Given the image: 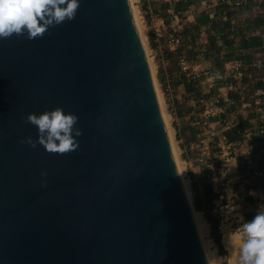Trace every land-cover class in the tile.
<instances>
[{
  "label": "water",
  "instance_id": "obj_1",
  "mask_svg": "<svg viewBox=\"0 0 264 264\" xmlns=\"http://www.w3.org/2000/svg\"><path fill=\"white\" fill-rule=\"evenodd\" d=\"M56 106L75 154L21 143ZM0 264H206L129 0L0 39Z\"/></svg>",
  "mask_w": 264,
  "mask_h": 264
},
{
  "label": "crops",
  "instance_id": "obj_2",
  "mask_svg": "<svg viewBox=\"0 0 264 264\" xmlns=\"http://www.w3.org/2000/svg\"><path fill=\"white\" fill-rule=\"evenodd\" d=\"M171 1L173 2L136 0V4L142 15L159 83L168 91L164 100L172 121L180 158L186 168L194 204L202 217L209 218L208 221L205 219V222L208 224L215 222L213 207L235 195L239 198L242 215L234 219L231 225L238 226L243 221L251 219L258 207L264 204L262 175L258 172V175L252 176V169L256 171L257 161L264 156V104L254 95L256 90H264V67L257 74L248 70L241 80L231 76L228 70L236 61L254 57L249 48L264 53V43L246 38L243 33L250 28L251 22L243 14H240L239 18L234 12L232 14L231 7L227 6L224 0H189L188 8L180 15L174 14ZM177 16L184 20L182 50L190 49L192 35L198 37L197 45H204L208 37H214L219 50L217 57L213 55L210 59H204L200 45L197 58L192 61L196 67H205L209 64L203 74L210 75L215 81L208 85L207 91L209 98L216 97L214 111L218 118L216 122L221 126V134L212 133L211 138L205 136L206 133L200 126L201 121L196 113L195 97L186 88L187 80L190 78L187 71H182L178 63L180 51H171L162 42L157 43L154 40L152 28L161 26L167 32H173V22H177ZM222 21L227 23L225 29H221ZM211 26L215 28L211 29ZM221 33L225 34L226 42L220 38ZM215 62L220 63V67L216 68ZM228 93H236L239 102L233 104L228 98ZM218 100H222L224 104L218 105ZM240 122L246 124L242 141L226 142L223 131ZM221 144L228 151L227 154H230L224 161L228 162V169L215 173L214 165L219 169L218 166L223 161L220 162V159L216 158L213 149H219ZM201 152L205 153L207 162L212 164L209 180L205 178V166L196 162ZM235 164L236 166L232 167ZM204 185L211 190L209 197L203 192ZM217 226L216 222V228Z\"/></svg>",
  "mask_w": 264,
  "mask_h": 264
},
{
  "label": "clouds",
  "instance_id": "obj_3",
  "mask_svg": "<svg viewBox=\"0 0 264 264\" xmlns=\"http://www.w3.org/2000/svg\"><path fill=\"white\" fill-rule=\"evenodd\" d=\"M79 4L80 0H0V39L13 34L30 40L40 37L50 27L72 20ZM25 119L35 126L36 137H26L21 143L32 148L40 145L46 152L64 156L79 150L81 133L76 131L78 117L72 112L56 106L39 113L29 112ZM233 201L222 209L225 216L234 211ZM226 247L234 251L228 264H264V204L251 219L227 233ZM214 260L223 264L222 257Z\"/></svg>",
  "mask_w": 264,
  "mask_h": 264
},
{
  "label": "rangeland",
  "instance_id": "obj_4",
  "mask_svg": "<svg viewBox=\"0 0 264 264\" xmlns=\"http://www.w3.org/2000/svg\"><path fill=\"white\" fill-rule=\"evenodd\" d=\"M174 1V0H173ZM172 2V1H171ZM132 7H133V12L134 15L136 16V21L139 27V31H140V35L142 37V42L146 51V58H148L150 67L152 69L153 72V78H154V84L156 86L157 89V94L160 98V104H162L163 107V111H164V119H165V126L168 129V133L170 135L171 138V142H172V146L174 147V150L176 152V159H177V163H178V167L180 168L181 172H182V178L184 180L185 186H186V196L189 200V204H190V208L191 210L194 212L196 221L198 222V224L201 226L202 231H203V236L202 239L204 240V242L207 245V249L208 251L211 253V255L213 256V258H217V257H222L223 259V264H228V260L230 259V253L229 250L226 247V236L227 233L229 231H231L232 229H234L235 225H231L230 227L227 225H223L220 228V232H219V222L217 220V218L214 215L215 218V222H211L210 224H208V222H205V219L208 221V216L206 218L202 217L199 214V209L196 208L195 204H194V200H193V194H192V190H191V186L189 184L188 178H187V173H186V168L180 158V154H179V150L177 147V143L175 140V134H174V130H173V125H172V121L171 118L169 116V112L166 108L165 105V96L168 93L166 88H162L159 80H158V76H157V71H156V66H155V62L153 60L152 54L150 52L149 49V44H148V40H147V33L145 30V26L142 20V15L141 13L138 11L137 8V4H136V0H132ZM184 20H182L181 17L177 16V22H173V32H176L180 38H181V45L179 47V49L177 48V51L179 52V54L181 56H183L182 58L189 60L187 64H189V69L187 71L188 73V77L193 80L196 81L199 93L202 95H208V85L213 84L215 81L214 79H211L210 75H206L203 74L204 71H206L208 68L207 64L205 67L200 66V67H196V64H193L192 61L189 59L190 56H188V51L189 49H181V46L183 44V23ZM225 70V69H224ZM223 70V72H224ZM214 98L216 97H212V98H208V99H202L200 101H197L194 98L195 101V106H196V113L198 114V118L200 119V126L203 128V131L206 133V137L211 138L213 136L214 133H217L218 135L221 134V126H219V124L216 122L218 120V118H216L217 113L214 111L215 105L216 104L214 102ZM224 132V131H223ZM213 133V134H212ZM214 154H216L215 156H217L216 158H219L221 165L218 166L219 169L216 168V166L214 165L213 167V171L215 173L218 172H222L226 169H228L227 164L228 162H224L226 158L230 157V154H227V150H225L223 148V145L221 144V147L219 149H213ZM217 152H221L217 154ZM224 152V153H222ZM175 155V153H174ZM223 157H220L222 156ZM212 172V171H211ZM217 176V175H216ZM234 199H236V201H239V198L236 197L235 195L233 196ZM236 212L234 214V217L231 219L230 222H232L234 219H237V217H240L242 215V208H239L238 206L235 207ZM213 211V210H212ZM254 212V211H253ZM214 214V213H213ZM216 222H217V228H216Z\"/></svg>",
  "mask_w": 264,
  "mask_h": 264
},
{
  "label": "built area",
  "instance_id": "obj_5",
  "mask_svg": "<svg viewBox=\"0 0 264 264\" xmlns=\"http://www.w3.org/2000/svg\"><path fill=\"white\" fill-rule=\"evenodd\" d=\"M224 2L227 4V6L231 7L232 14L234 12V15L237 14L236 16L238 18L240 14H243V16L251 22L250 28H248V30L243 33L246 35V38L249 40L256 39L258 42L260 41L264 43V0H224ZM152 31L154 40L157 43L162 42V44L167 49L175 52L177 51V48H179L181 44V38L176 32H167L164 27L162 28L161 26L152 28ZM249 50L253 52L252 54L254 55V57L251 56L249 60L245 61H236L230 66L228 73H230L234 78L241 80V78L248 70L252 73L257 74L258 71L264 67V53H261L260 50H254L250 48ZM178 63L182 71H188L189 66L184 58L179 56ZM254 95L257 100L263 102L264 104V90H256ZM196 162L202 166H205V178L208 180L211 179L210 172L212 171V164L207 162L204 152L200 153V155L196 159ZM252 170V176L258 175V172H256L254 169ZM232 200H234V205L240 208V201H236L233 196H231L229 200L219 202L213 207V213L219 222V232L221 226H231L230 221L234 217L236 209H234V211L227 216H225L222 209L227 205L229 201Z\"/></svg>",
  "mask_w": 264,
  "mask_h": 264
},
{
  "label": "trees",
  "instance_id": "obj_6",
  "mask_svg": "<svg viewBox=\"0 0 264 264\" xmlns=\"http://www.w3.org/2000/svg\"><path fill=\"white\" fill-rule=\"evenodd\" d=\"M189 4H190L189 0L173 1L172 2V9H173L174 14L180 15L181 12H184L188 8ZM226 27H227L226 21H222L221 22V29H225ZM210 28L214 29L215 27L213 28V26H211ZM220 38L224 39L223 41L226 42V38H225L224 33H221ZM207 39L208 40L204 45H201V44L197 45L198 37H196L195 35L191 36V41H190L191 47L188 51V56H190L189 59L191 61H193L194 59L197 58V53H198L197 50L201 46H202V56L204 59H210L211 56H213V55L216 57L218 56L219 50L216 47L215 38L214 37H208ZM181 57H183V56H181ZM186 61H189V60L186 59ZM220 65H221L220 63L215 62L216 68L220 67ZM186 88H187L189 93H192L194 95V97L197 101L209 98V95L204 96V95L199 93L196 81L188 79ZM227 95H228V98L233 101V104L237 103V101L239 102V97L237 96L236 93L235 94L228 93ZM217 104L221 106L224 103L222 102V100H218ZM245 125L246 124L244 122H240V123L234 125L233 127L229 128L228 130H225L223 132V136L225 137L226 142L242 141V134H243V130L245 128ZM256 171L261 173L263 181H264V156H262L257 161ZM203 192L207 197H209L211 194V190L206 185H204ZM209 201H211V200H209Z\"/></svg>",
  "mask_w": 264,
  "mask_h": 264
},
{
  "label": "bare ground",
  "instance_id": "obj_7",
  "mask_svg": "<svg viewBox=\"0 0 264 264\" xmlns=\"http://www.w3.org/2000/svg\"><path fill=\"white\" fill-rule=\"evenodd\" d=\"M129 3H130V7H131V11H132V16H133V19H134V22H135V26H136V29H137V32H138V35H139V38H140V41H141V44H142V47H143V50H144V53H145V56H147L146 54V51H145V48H144V45H143V42H142V37L140 35V31H139V27H138V24H137V21H136V16L134 15V12H133V7H132V0H129ZM147 60V63H148V67H149V71H150V75L152 77V81H153V85H154V89H155V93H156V97H157V100H158V104H159V107H160V110H161V114H162V117H163V121H164V124H165V119H164V111H163V107H162V104H160V98L158 96V92H157V89H156V86L154 84V78H153V72H152V69L150 67V64H149V61H148V58H146ZM166 127V126H165ZM166 131H167V134H168V138H169V141H170V144H171V148H172V151H173V155H174V158H175V161H176V165H177V168H178V171H179V175H180V178H181V181H182V185H183V188L184 190L186 189V186H185V183H184V180L182 178V172L180 170V168L178 167V163H177V159H176V152L174 150V147L172 146V142H171V138H170V135L168 133V129L166 128ZM186 191V190H185ZM189 201V200H188ZM192 211V210H191ZM192 216H193V220H194V223H195V226H196V230H197V233H198V237H199V240H200V244H201V247H202V250H203V253H204V257H205V260H206V264H216L213 256L211 255V253L208 251L207 249V245L206 243L204 242V240L202 239V236H203V231H202V228L201 226L198 224V222L196 221V218H195V215H194V212L192 211ZM225 243H226V240H225ZM228 249V248H227ZM229 250V249H228ZM229 253H230V259L231 257L234 255V251H231L229 250Z\"/></svg>",
  "mask_w": 264,
  "mask_h": 264
}]
</instances>
